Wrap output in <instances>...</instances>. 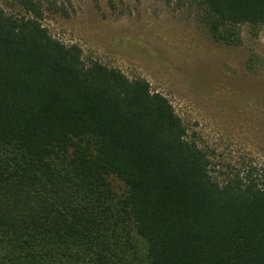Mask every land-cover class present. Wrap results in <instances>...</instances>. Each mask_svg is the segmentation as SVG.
Here are the masks:
<instances>
[{"label": "trees", "instance_id": "trees-1", "mask_svg": "<svg viewBox=\"0 0 264 264\" xmlns=\"http://www.w3.org/2000/svg\"><path fill=\"white\" fill-rule=\"evenodd\" d=\"M16 3L0 6V264H264V165L218 183L162 94ZM196 6L214 35L264 26V0Z\"/></svg>", "mask_w": 264, "mask_h": 264}, {"label": "rangeland", "instance_id": "rangeland-1", "mask_svg": "<svg viewBox=\"0 0 264 264\" xmlns=\"http://www.w3.org/2000/svg\"><path fill=\"white\" fill-rule=\"evenodd\" d=\"M38 1L41 23L63 44L77 45L84 62L142 78L170 102L187 139L207 155L212 179L222 183L245 165H264V26L214 35L196 0ZM0 6L22 13L16 0Z\"/></svg>", "mask_w": 264, "mask_h": 264}]
</instances>
